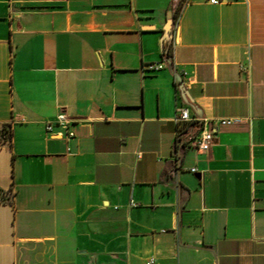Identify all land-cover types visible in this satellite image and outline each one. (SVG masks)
<instances>
[{"label": "crops", "instance_id": "obj_1", "mask_svg": "<svg viewBox=\"0 0 264 264\" xmlns=\"http://www.w3.org/2000/svg\"><path fill=\"white\" fill-rule=\"evenodd\" d=\"M219 1L0 0V264H264V0Z\"/></svg>", "mask_w": 264, "mask_h": 264}, {"label": "built area", "instance_id": "obj_2", "mask_svg": "<svg viewBox=\"0 0 264 264\" xmlns=\"http://www.w3.org/2000/svg\"><path fill=\"white\" fill-rule=\"evenodd\" d=\"M212 3H218L219 0H211ZM167 60L175 63L174 54L171 52L167 55ZM166 67L165 60L151 62L147 65L149 71H157ZM188 72L184 69L181 71V81L185 82V76ZM176 123V143L182 144L185 148L192 147L198 150H209L214 142L213 122L206 118H197L191 114L189 106H179L174 118ZM237 120L223 119L222 122L229 123ZM72 119L68 117L65 111L57 114L54 120L48 121L46 124L47 131L53 135L66 136L67 138L76 135L71 124ZM197 123L198 129L194 130V123ZM193 172H197L196 167H192ZM153 260L148 261L151 264Z\"/></svg>", "mask_w": 264, "mask_h": 264}]
</instances>
